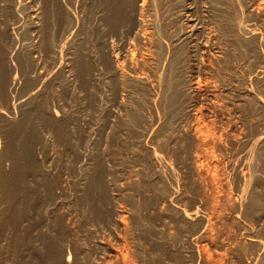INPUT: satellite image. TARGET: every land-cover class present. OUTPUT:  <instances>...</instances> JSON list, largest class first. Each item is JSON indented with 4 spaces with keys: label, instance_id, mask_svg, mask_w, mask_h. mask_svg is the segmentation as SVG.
I'll list each match as a JSON object with an SVG mask.
<instances>
[{
    "label": "rangeland",
    "instance_id": "obj_1",
    "mask_svg": "<svg viewBox=\"0 0 264 264\" xmlns=\"http://www.w3.org/2000/svg\"><path fill=\"white\" fill-rule=\"evenodd\" d=\"M141 1L0 0V264H264V0Z\"/></svg>",
    "mask_w": 264,
    "mask_h": 264
},
{
    "label": "bare ground",
    "instance_id": "obj_2",
    "mask_svg": "<svg viewBox=\"0 0 264 264\" xmlns=\"http://www.w3.org/2000/svg\"><path fill=\"white\" fill-rule=\"evenodd\" d=\"M104 1V0H103ZM143 2H145V0H142ZM141 1V2H142ZM105 2H107V4L109 5V7H113V9L115 10V14H118L117 12H118V10H120V7H121V5H122V0H105ZM135 2V1H134ZM143 2L142 3H140V6L138 7V12H141L142 10H143V7H145L144 6V4H143ZM260 2V1H259ZM51 3V2H50ZM102 4V3H101ZM106 4V3H105ZM103 6V5H102ZM189 7V6H188ZM50 8V7H49ZM106 9V8H105ZM33 11V10H32ZM107 11V10H106ZM112 11V10H111ZM104 12V11H103ZM110 13V12H109ZM120 14H121V12H119ZM125 13V12H124ZM254 13V12H253ZM102 14V13H101ZM113 14V13H112ZM114 14V15H115ZM140 14V13H139ZM190 14V13H189ZM119 15V14H118ZM33 16V15H32ZM106 16V15H105ZM113 16V15H112ZM111 16V17H112ZM116 17H117V15H116ZM136 17V16H135ZM112 19H113V17H112ZM118 20V19H117ZM120 20V19H119ZM115 21V20H114ZM136 21V20H135ZM139 22H141V21H139ZM139 22H138V24H139ZM143 22V21H142ZM194 23V22H193ZM143 24V23H142ZM117 25V24H116ZM119 25V24H118ZM126 25V24H125ZM131 25V24H130ZM193 25V24H192ZM140 26V25H139ZM138 26V27H139ZM143 25H141V27H142ZM122 27V26H121ZM190 27H191V25H190ZM112 28H113V26H112ZM144 28V27H143ZM142 28V29H143ZM52 29V28H51ZM141 29V28H140ZM35 30V29H34ZM142 32V31H141ZM200 32V31H199ZM204 32V31H203ZM36 33V32H35ZM187 33H188V31H187ZM188 35V34H187ZM198 40V39H197ZM189 41V40H188ZM22 52V51H21ZM28 55V54H27ZM25 57V56H24ZM29 58V57H28ZM143 59V58H142ZM201 59V58H200ZM146 60V59H145ZM149 60V59H148ZM25 61H26V59H25ZM26 63V62H25ZM30 63V62H29ZM27 64H28V62H27ZM144 64V63H143ZM171 65V64H170ZM28 66V65H27ZM144 66V65H143ZM134 69H135V67H134ZM168 69V68H167ZM172 69H174V68H172ZM117 71V70H116ZM31 72V71H30ZM120 72V71H119ZM166 73V72H165ZM85 74V73H84ZM121 75V74H120ZM170 77H172V76H170ZM135 78V77H134ZM141 78V77H140ZM146 78V77H145ZM144 78V79H145ZM148 78V77H147ZM154 78H155V76H154ZM40 79V78H39ZM149 79V78H148ZM168 81V80H167ZM172 81V80H171ZM151 82V81H150ZM145 83H146V81H145ZM149 83V82H148ZM166 83V82H165ZM169 83V82H168ZM171 83V82H170ZM174 83V82H173ZM159 84V83H158ZM195 84V83H194ZM168 85V84H167ZM170 85H172V84H170ZM170 85H168V86H170ZM167 86V87H168ZM189 86V85H188ZM209 86V85H208ZM171 87V86H170ZM173 89H174V87H172ZM205 89V88H204ZM192 90V89H191ZM212 90V89H211ZM151 91V90H150ZM149 91V92H150ZM168 92H170L169 90H168ZM188 92H189V90H188ZM194 93H195V91H194ZM168 95V94H167ZM173 95H171V97H172ZM169 97V96H168ZM175 97V96H174ZM173 97V98H174ZM208 98V97H207ZM172 99V98H171ZM175 99V98H174ZM173 100V99H172ZM171 100V101H172ZM186 110V109H185ZM184 113V112H183ZM180 116V115H179ZM35 117H33V119H34ZM33 119L31 118V116H30V118L28 119V122L29 123H27V122H24L23 123V127L21 126V129L19 130V138H21V139H24V138H22V137H26L28 134H27V130H28V126L30 125H33L34 124V121H33ZM132 119V118H131ZM36 121V120H35ZM136 121V120H135ZM18 124V123H17ZM29 124V125H28ZM36 124V123H35ZM28 125V126H27ZM12 131H13V129H12ZM29 131V130H28ZM32 132V131H31ZM195 132V131H194ZM33 133V132H32ZM32 133H30V134H32ZM196 133V132H195ZM17 134V133H16ZM200 135V134H199ZM17 136H18V134H17ZM31 136H33V135H31ZM28 137H29V135H28ZM198 138H200L199 136H198ZM205 138V137H204ZM30 139V138H29ZM18 141V140H17ZM194 141V140H193ZM198 141V140H197ZM199 141H201V140H199ZM21 142V141H20ZM32 142V141H31ZM205 142V141H204ZM198 144V143H197ZM25 152V151H24ZM263 154V153H262ZM258 161V160H257ZM260 162H261V160H260ZM245 165V164H244ZM260 165V164H259ZM200 167V166H199ZM243 167V169H245L244 168V166H242ZM242 171V170H241ZM244 172V171H243ZM241 173V172H240ZM201 174V173H200ZM100 175V174H99ZM91 183V182H90ZM97 184V183H96ZM100 186V185H99ZM240 186V185H239ZM249 186V185H248ZM94 188V187H93ZM95 191H96V189H95ZM87 194H88V192H87ZM90 194V193H89ZM98 195V194H97ZM138 206V205H137ZM187 214V213H186ZM214 214V213H213ZM210 216V215H209ZM122 222V221H121ZM214 223V222H213ZM208 229V228H207ZM255 240V239H254ZM109 247V246H108ZM118 247V246H117ZM118 250H116L115 251V253L117 252ZM127 253V252H126ZM119 254V253H118ZM125 254V253H124ZM203 255V254H202ZM118 256V255H117ZM114 257H115V254H114ZM124 257V256H123ZM120 257L118 256L117 258H115V259H117V261H118V259H119ZM124 259V258H123ZM101 260V259H100ZM122 260V259H121ZM121 262V261H120ZM124 262H125V260H124ZM99 263V262H98ZM118 263H119V261H118ZM123 263V262H122ZM125 264H127L126 262H125Z\"/></svg>",
    "mask_w": 264,
    "mask_h": 264
}]
</instances>
